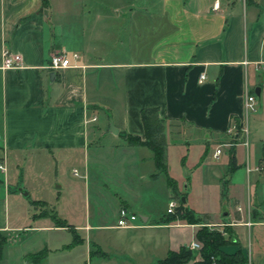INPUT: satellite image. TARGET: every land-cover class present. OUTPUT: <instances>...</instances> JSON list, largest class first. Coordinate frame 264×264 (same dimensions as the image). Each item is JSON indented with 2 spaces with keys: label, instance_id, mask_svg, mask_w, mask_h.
<instances>
[{
  "label": "crops",
  "instance_id": "crops-1",
  "mask_svg": "<svg viewBox=\"0 0 264 264\" xmlns=\"http://www.w3.org/2000/svg\"><path fill=\"white\" fill-rule=\"evenodd\" d=\"M46 1L43 6L41 0H0V161L5 167L0 170V264H28L24 256L42 248L47 252L39 264H90L92 245L106 254L92 256L98 264H111L116 256L125 264L156 262L183 246H170V228L195 224L162 222V215L150 220L143 212V196L164 174L151 178V150L127 144L122 134L143 139L142 108L157 107L166 119L168 196L177 188L169 157L182 153V143L187 150L196 141L209 155L210 143L226 141L231 121L243 127L249 78L264 63V0ZM137 2L141 6H134ZM4 49L19 56V68L2 67ZM56 52L70 65L48 68ZM263 163L261 147L254 169L262 172ZM230 180L225 195L233 205L222 213L227 219L206 215L203 220L219 230L226 227L247 264H264L263 199L247 187L245 203L228 196ZM29 200L43 201L81 242L64 247L70 232L49 217L32 218L39 206ZM186 201L183 207L194 214ZM109 203L107 222L103 212ZM120 207L140 222L116 227ZM20 232L35 235L34 251L21 249Z\"/></svg>",
  "mask_w": 264,
  "mask_h": 264
},
{
  "label": "rangeland",
  "instance_id": "rangeland-1",
  "mask_svg": "<svg viewBox=\"0 0 264 264\" xmlns=\"http://www.w3.org/2000/svg\"><path fill=\"white\" fill-rule=\"evenodd\" d=\"M104 6L109 7L110 4L106 1ZM134 6L138 7L141 5L137 2ZM156 7H159V5L153 6V8ZM236 10L240 13L239 8ZM249 79V83L252 85L251 94L254 95L255 99V110L247 112L248 116L246 120L243 119L244 135L239 133L235 137H230L226 133V141L218 142L215 145V147H217L221 144L222 150L226 148L217 159L211 157L212 152L209 153V155L208 153H204V147L196 141L188 145L187 150L185 149L186 145L182 143L179 148L182 153H180V155L173 154L169 157L170 173L177 178V188H175V191L169 192L168 196L164 194V191H166L164 175L160 174L155 188L150 194L144 195L142 198L143 212L149 215L150 220L165 214L167 203L169 201L178 203L181 197H185L187 200L186 207L190 208L191 205H194V215L200 220H203L206 215L211 216V220L215 218L227 219V216H223L222 213L231 210L233 205L232 199L226 198L225 195L226 185L229 183H227V180L229 178H231V180L227 190L228 196H235L245 203L246 190L249 188V194L253 196L258 194V196L263 199L264 204V170L259 172L254 169L255 161L261 155V147L264 148V63L260 62L258 64V69L252 71ZM254 88L261 90V93L255 95L253 91ZM185 139L189 141L187 138ZM183 140H181V142ZM192 140L191 138L190 141ZM242 141L243 143H241ZM225 142H230L232 147L238 145L235 155L237 167L230 173L227 172L229 167V150H227L228 145H223ZM215 147L214 144L210 143L208 151H212ZM174 151L176 152L175 148ZM217 176L220 177L219 180ZM246 178L249 179L247 186ZM221 185H223V194L220 192ZM174 193H177V195H174ZM33 195H35V184H33ZM110 204L111 203L107 204L103 212V219L107 222H110L112 216V207ZM36 206H39L37 213L43 210V206ZM136 222H140L138 215ZM199 225L200 223L191 227L187 225L181 228H170L169 231L172 232L175 237H172L173 241H171L173 243L172 245L170 243V246L177 247L178 245H183L188 248L191 242H197L193 232ZM209 227L215 228L216 226L211 225ZM17 240H21V249L26 251L35 250V235L28 233L23 234L20 232ZM232 250V247L229 249L227 248L228 252ZM191 252L193 257L197 258L196 249L191 250ZM96 259L95 257H91L90 264H98L99 260ZM134 263L155 264V259L153 258L150 261L137 259ZM111 264H125V262L123 257L116 256L114 262ZM182 264H191V259Z\"/></svg>",
  "mask_w": 264,
  "mask_h": 264
},
{
  "label": "trees",
  "instance_id": "trees-1",
  "mask_svg": "<svg viewBox=\"0 0 264 264\" xmlns=\"http://www.w3.org/2000/svg\"><path fill=\"white\" fill-rule=\"evenodd\" d=\"M41 3L43 6H45L47 1L41 0ZM139 114L143 127V139L136 135L130 134H122V137L129 145H143L151 150L154 163V172L151 174V178H155L160 172L166 175V143L163 134L166 119L159 117L157 107L142 108ZM228 149L229 167L227 172L230 173L236 168V166L234 164L233 147L230 146ZM167 183L170 185L168 177ZM28 202L33 206H43V210L36 214H32V218L46 216L51 219L54 226L67 228L71 234V240L69 243L64 245V247L68 248L81 242V239L78 237L75 230L63 219L58 217L54 210L47 208L43 201L29 200ZM176 219L184 220L186 223L191 224L200 223V225L194 231V238L199 245L197 249V258L193 257L190 249L184 246H179L176 250H167L164 257L156 260L155 264H182L189 261L190 259L191 264H247L246 257L238 248L236 241L231 239L230 232L226 227H223L220 230L209 227L206 225L204 220H200L192 212L185 209L180 199L178 200V205L174 208V210L171 213L165 212V214L159 218V221L170 222ZM3 243L4 238L0 236V252ZM92 246L93 249L88 252L89 257L94 255L102 257L106 256V254L102 252L97 246ZM229 246H235L236 248H234L231 252H228L227 248ZM46 252L47 250L42 248L36 252L28 253L24 257L28 264H39L41 259L46 255Z\"/></svg>",
  "mask_w": 264,
  "mask_h": 264
},
{
  "label": "built area",
  "instance_id": "built-area-1",
  "mask_svg": "<svg viewBox=\"0 0 264 264\" xmlns=\"http://www.w3.org/2000/svg\"><path fill=\"white\" fill-rule=\"evenodd\" d=\"M216 7H217V2L215 1L213 3V8H216ZM262 41H264V37H262ZM72 57L75 58L76 55L72 54ZM1 59H2V67L3 68L17 69L20 67L19 56L17 54L11 53L10 51H8L6 49L2 50ZM68 65H70V64H69V61H68L66 55L63 52H56V53H53L50 55L47 67L52 69V70H56V69H61L63 67H66ZM202 78H203V75L200 74L199 80H201ZM243 108L246 112H252L255 110V99H254L253 94H246L244 96ZM226 133L230 137H235L239 133L244 135V128L241 125L235 123L234 121H231V124L226 129ZM241 143H243V141ZM223 145H225V146L228 145V147H230L232 144L230 142H227V143L225 142V144H223ZM221 152H222V149H221V144H220L214 148V150L211 154L212 158L217 159ZM4 169H5L4 164L2 161H0V170L3 171ZM177 205H178L177 202L169 201L167 203V207H166L165 212L171 213ZM239 209L240 208L237 206L236 210H239ZM136 219H137V215L135 213L129 211L128 209H126L124 207H120L117 210L115 226L116 227H128ZM237 222H239V221H232L231 224H235ZM242 223L245 225H250L249 221H245ZM198 247H199V245L197 242H191L188 245V249H198ZM212 264H214V263H212Z\"/></svg>",
  "mask_w": 264,
  "mask_h": 264
},
{
  "label": "water",
  "instance_id": "water-1",
  "mask_svg": "<svg viewBox=\"0 0 264 264\" xmlns=\"http://www.w3.org/2000/svg\"><path fill=\"white\" fill-rule=\"evenodd\" d=\"M254 93H255V95H258L259 94V89L258 88H255ZM108 130L110 132H112V133H115L116 132V129L112 126L111 122H109ZM180 199H181V201H183V198L182 197Z\"/></svg>",
  "mask_w": 264,
  "mask_h": 264
}]
</instances>
